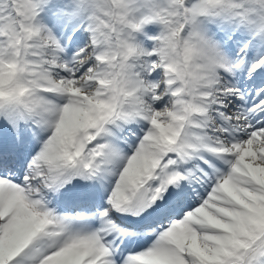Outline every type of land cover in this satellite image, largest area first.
I'll list each match as a JSON object with an SVG mask.
<instances>
[{
	"label": "snow or ice",
	"instance_id": "obj_1",
	"mask_svg": "<svg viewBox=\"0 0 264 264\" xmlns=\"http://www.w3.org/2000/svg\"><path fill=\"white\" fill-rule=\"evenodd\" d=\"M0 264H264V0H0Z\"/></svg>",
	"mask_w": 264,
	"mask_h": 264
}]
</instances>
